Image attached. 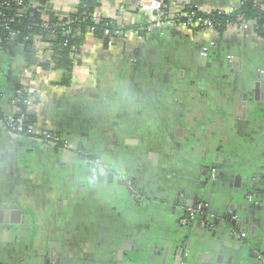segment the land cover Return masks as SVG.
Segmentation results:
<instances>
[{
	"label": "crops",
	"instance_id": "0c3cea01",
	"mask_svg": "<svg viewBox=\"0 0 264 264\" xmlns=\"http://www.w3.org/2000/svg\"><path fill=\"white\" fill-rule=\"evenodd\" d=\"M43 1L68 16L81 0ZM143 1L98 0L95 17L128 30L107 45L88 34L67 85L45 42L35 40L30 50L13 43L0 54L3 116L15 114L17 89L30 85L38 130L69 139L73 149L67 154L0 126V210L22 215L10 230L0 224V264H172L174 250L187 245L181 207L202 203L212 220L231 207L237 217L255 219L264 243V39L254 23L249 31L150 26L148 33ZM248 1L264 10V0H168V9L231 14ZM133 26H146L145 34ZM229 62L240 68H228ZM257 83L263 95L247 99L250 119L235 117L234 91ZM206 130L212 140L198 145ZM85 153L111 173L88 167ZM215 157L222 170L212 178L204 171ZM123 179L148 197L152 218ZM216 241L225 257L241 253Z\"/></svg>",
	"mask_w": 264,
	"mask_h": 264
},
{
	"label": "trees",
	"instance_id": "16d2710c",
	"mask_svg": "<svg viewBox=\"0 0 264 264\" xmlns=\"http://www.w3.org/2000/svg\"><path fill=\"white\" fill-rule=\"evenodd\" d=\"M17 0H0L1 3H8V6H0V13L6 19H14L13 23H6L0 29V47L1 53H6L11 44H24L28 50L32 48L36 38L41 37L42 41L51 43L53 51L52 67L64 73L63 84L67 85L72 80L74 56L81 52V47L88 34H94L97 38L104 41L107 45L110 38L115 34L116 25L113 21L103 19L99 24L94 22L95 13L99 7L98 0H81L75 11L64 17H59L55 13L43 14L28 4V10L21 18H16L18 7ZM42 6L46 5L41 1ZM165 12H168V0H164ZM187 11L196 12L197 17L209 19L214 24V29L218 33H224L229 25H241L242 23H254V30L257 35L264 39V10L253 1H248L229 15L221 12L205 14L193 9L192 6H186ZM242 19L239 21V19ZM145 27L133 26L132 31L139 32L142 36L145 34ZM126 28H123L125 32ZM48 70L49 66H43ZM20 92V94H17ZM31 94L25 86L19 87L12 102H15L18 114L16 118L24 117L23 136L36 139L37 136L29 133V128L37 123L35 114L30 112L28 101ZM37 100L35 106L37 105ZM0 114L3 116L2 112ZM39 138V137H37ZM43 139V138H40Z\"/></svg>",
	"mask_w": 264,
	"mask_h": 264
},
{
	"label": "water",
	"instance_id": "95a60500",
	"mask_svg": "<svg viewBox=\"0 0 264 264\" xmlns=\"http://www.w3.org/2000/svg\"><path fill=\"white\" fill-rule=\"evenodd\" d=\"M26 48V46H25ZM202 55V60H207V51L205 50ZM241 65V64H240ZM228 68L239 69L240 66L237 63L229 62ZM257 94H259V85L257 83ZM240 109V119H250L248 116V102H243ZM32 112V111H31ZM33 113V112H32ZM38 124V122H37ZM53 133V132H52ZM54 134V133H53ZM67 150L61 147L63 152L69 154L72 153L71 142L69 139H65ZM83 150H76L77 154ZM207 171L204 172L207 175ZM257 184H254V187ZM247 195V194H245ZM262 199L257 198L256 203H261ZM264 203V202H263ZM253 208L256 206L253 205ZM207 210V207H203ZM230 208V213L223 216L222 219L212 220L209 214L204 217L198 218L200 221H193L192 225H182V228L188 229L184 236V240L187 241L186 248H178L174 250V262L172 264H264V249L261 247L264 243L259 241L257 237L260 229L257 227L256 220L251 224L250 220H244L241 217H237L236 212ZM208 212V210H207ZM21 213H13L11 211L0 210V224H7L10 227L17 226L19 223V217ZM18 219H17V218ZM24 219V218H23ZM257 229L258 232H257ZM212 231V233H210ZM221 237V238H220ZM215 238L222 241L226 248L230 249L228 253L241 252L238 254H231L225 257V253L222 251L220 244L215 245ZM201 249L207 250V254H201ZM191 251V252H190Z\"/></svg>",
	"mask_w": 264,
	"mask_h": 264
},
{
	"label": "built area",
	"instance_id": "2783aa9c",
	"mask_svg": "<svg viewBox=\"0 0 264 264\" xmlns=\"http://www.w3.org/2000/svg\"><path fill=\"white\" fill-rule=\"evenodd\" d=\"M16 6L18 7V11L16 13V18H21L24 13L28 10V4L25 3L24 0H17ZM0 6L5 7L8 6V3H1ZM31 7L35 10H38L39 12H42L43 14L47 13H55L52 9L49 8L48 5H31ZM193 7V6H192ZM164 0H151V1H146L144 0L140 6L141 12L147 14L150 17V20L147 21L146 26H148L147 32L150 33V26H156V27H162V26H170L172 28L176 29H183V30H193L195 32H203V31H210V30H215L214 29V24L211 20L209 19H203L200 17H197L196 12H191L187 11L186 7H181V8H175L173 10H169L168 12H165L164 9ZM194 10L199 11L197 7H193ZM201 12V11H199ZM224 13L225 15H229L230 13ZM206 14V13H205ZM59 16V15H58ZM59 17H64V16H59ZM242 19L240 18L239 21ZM13 23L14 19H6L2 16V13H0V29L3 28V26L6 23ZM94 22L96 24H99L101 21L95 17ZM116 25V31L114 36H122L123 35V26L118 24L117 20L114 22ZM234 28L236 30L240 31H249L251 29V23H242L241 25H229L228 28ZM36 40H39L41 42L42 38L38 37ZM49 44L50 48H52L51 43L45 42ZM12 45V44H11ZM25 46L24 44H22ZM2 48L0 47V51ZM78 55H75L73 58H75ZM26 88H28L29 94H31L29 101H28V106L30 112L34 110L37 94L34 88L30 85H23ZM17 94H20L18 92ZM14 105V110L15 114L10 117V118H5L0 114V126L3 127L7 132L16 134L19 137L23 136V123H24V117H19L16 118V111L17 108L15 107V102L12 103ZM18 114V113H17ZM29 133L31 135L39 137V140H41L44 144L54 146V147H61L65 148L66 144L63 139L55 136L49 129L44 128V130H38L37 128V123L29 128ZM43 138V139H40ZM66 149V148H65ZM83 160L85 163L89 166L98 168V169H103L102 163L99 159H93L89 158L87 156H83ZM213 177H215L213 175ZM248 199L250 201L253 200V197L248 196ZM199 216H202V211H196V210H191L187 214L186 218L181 221L182 225H188L190 222L196 221ZM189 222V223H188Z\"/></svg>",
	"mask_w": 264,
	"mask_h": 264
},
{
	"label": "flooded vegetation",
	"instance_id": "af4514ba",
	"mask_svg": "<svg viewBox=\"0 0 264 264\" xmlns=\"http://www.w3.org/2000/svg\"><path fill=\"white\" fill-rule=\"evenodd\" d=\"M205 75H207V73H205ZM190 78H191V76H190ZM185 79H182V80H185V81H189L190 80L189 79V76L185 77ZM205 79H206V77H205ZM179 80H181V78ZM179 87L180 88H183L184 86H179ZM234 92H236V93L234 94L233 99L232 98L231 99H232L233 108H234L233 115L235 117H237L236 113H240V111H241L240 109H242V106H241V104H239V101L237 100V98H239L241 96L242 97V100L245 102L249 98V96H252L253 94L256 95V93H257V87L255 86L251 91H248V90L247 91L240 90V91H234ZM262 95H263V92H262L261 88H259V94H257V96H259V98H260ZM220 99H222V97ZM248 102H250V98L248 99ZM247 108H249V106H247ZM248 111H249V109H248ZM211 119L214 120L213 118H211ZM204 133L205 134H204V137L203 138L196 140V141L199 142L198 145L199 144L201 145L202 143H205V142H210L212 140V136L207 132V130H206V132L204 131ZM194 149H197V148H194ZM81 153H83V152H81ZM85 154H87V153H85ZM86 156L90 158V155L89 154H87ZM207 161L209 163L211 162V164H210L211 166H209L207 168V172H208L207 175L209 174V176H211L212 178H216L218 176L219 172L222 170V167L219 165L218 160H217L216 157L212 161H211V159L209 160V158H207ZM88 167H90L91 169L95 170L96 172H98L100 174H103V173H109L110 174L111 173L108 170V168H106L104 165H103V169L102 170L101 169H98V168H95V167H92L90 165ZM213 175L215 177H213ZM124 182L130 188L131 192H133V194L136 196V199L141 202L142 208H144V210H145V212H142V213L143 214H147V217H150L151 216V218H152V214L154 212L153 211L154 210V206H152L150 204V201L148 200V197L145 195V193L143 191H141L140 188L138 186H136V184L133 181H130V180L128 181V180L125 179ZM205 206L206 207L207 206L209 207V205L208 204H205V203L204 204L203 203L202 204H199L196 207H188V208H185V207L183 208V206L182 207L180 206L181 209L184 211L183 214H182V216L180 217V220H179L180 225L182 226L181 221L186 218L187 214L191 210H196V211H199V212L202 211V216H199L198 217V218H201V220H202V217H204L206 214H208L207 210H204L203 209V207H205ZM196 221L198 222L200 220L197 219ZM192 224H193V222H190L188 225H192ZM125 248L127 249L128 247L123 246L121 249L123 250Z\"/></svg>",
	"mask_w": 264,
	"mask_h": 264
}]
</instances>
